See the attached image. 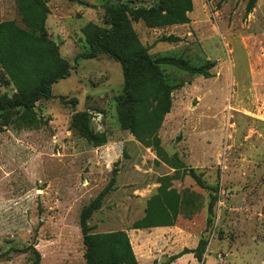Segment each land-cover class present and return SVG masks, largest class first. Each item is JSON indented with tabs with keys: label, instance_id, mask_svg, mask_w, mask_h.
Segmentation results:
<instances>
[{
	"label": "rangeland",
	"instance_id": "rangeland-1",
	"mask_svg": "<svg viewBox=\"0 0 264 264\" xmlns=\"http://www.w3.org/2000/svg\"><path fill=\"white\" fill-rule=\"evenodd\" d=\"M47 1L50 38L75 69L54 85L52 99L37 104L38 129L20 126L17 112L0 118V264H32V246L41 254V264H86L82 210L110 187L90 225L97 233L131 229L145 216L159 179L175 172L121 129L116 104L124 88L121 65L103 55L76 61L90 53L82 29L89 23L103 26L104 5L113 0ZM193 1L206 51L216 62L214 78L205 81L161 67L175 87V122L183 123L166 129L164 148L171 146L188 169L193 161L206 185L202 189L190 176L173 182L178 191L190 189L204 198L200 213L190 219L181 216L176 224L188 232L186 245L197 249L202 239L209 244L203 263L185 258L177 264H264V0H254L250 14L251 0ZM6 21L24 26L14 0H0V23ZM134 28L141 37L148 35L142 22ZM171 35L161 30L147 42H154L155 57H185L189 52L187 36L175 44L160 41ZM6 80L0 71V97L7 90L14 94ZM75 100L78 112H90L95 132L110 133L104 147L94 149L71 131ZM206 112L222 113L226 123L214 150L222 163L211 167H202L201 155L187 144L189 115ZM208 134L217 139L216 128ZM205 144L215 148L211 140ZM212 196L217 202L208 223Z\"/></svg>",
	"mask_w": 264,
	"mask_h": 264
},
{
	"label": "trees",
	"instance_id": "trees-1",
	"mask_svg": "<svg viewBox=\"0 0 264 264\" xmlns=\"http://www.w3.org/2000/svg\"><path fill=\"white\" fill-rule=\"evenodd\" d=\"M24 26L16 21L0 23V71L5 76L7 90L0 97V118L9 112H17L19 125L38 129L41 123L36 116L37 104L53 98V87L71 77L74 67L62 57L60 47L51 38L47 22L51 9L47 0H14ZM81 3V0H69ZM130 0H113L104 5V25L89 23L82 29L89 54H81V59L94 60L100 56L118 62L123 71L124 88L116 98L117 116L121 129L128 132L145 149L156 153L158 163L174 170L173 176L161 177L157 193L147 201L145 216L131 228L150 230L174 227L181 216L188 219L204 209V198L190 189L178 191L173 182L190 176L202 189L204 181L196 171L187 168L178 156L170 158L162 146L160 131L166 117L174 106L175 87L169 84L161 67H172L189 76L212 79L216 64L207 62L195 65L191 61L176 56L153 57L134 28V23L142 22L146 28L161 30L171 26L190 24L189 15L194 12L192 0H158L151 9L135 8ZM254 0L247 7L253 10ZM163 43L175 44L180 38L169 36L160 39ZM64 102V98H61ZM74 112L70 129L85 139L94 149L109 143L108 131L95 132L89 111L78 112V101L72 102ZM114 182V181H112ZM112 184V183H111ZM110 191L106 188L80 214V229L85 248L86 264H138L130 238L126 231L97 233L90 225L93 215L98 212L104 198ZM213 192H218L214 190ZM217 197L212 196L208 205V223L212 222ZM208 241L202 239L197 249H185L171 258V262L187 254H193L203 263ZM32 264H41V254L32 246Z\"/></svg>",
	"mask_w": 264,
	"mask_h": 264
},
{
	"label": "crops",
	"instance_id": "crops-1",
	"mask_svg": "<svg viewBox=\"0 0 264 264\" xmlns=\"http://www.w3.org/2000/svg\"><path fill=\"white\" fill-rule=\"evenodd\" d=\"M137 0H134L136 2ZM193 1V0H192ZM194 3V1H193ZM195 13V5H194V12L189 15L191 20L190 24L181 25V26H171L165 29L166 31L173 32V36L177 38H182L183 35L187 36V41L190 45L189 52L186 54L185 59L191 61L195 65H204L207 62L215 63L213 56L210 55L209 51H206V37L203 36L201 21L200 18L194 17ZM148 31V35L143 38L140 35V39L142 43L147 46L150 50V54L155 58L152 45L153 43L147 44L149 40L154 39V34H157L161 30H152L146 28ZM139 34V33H138ZM172 36V35H171ZM169 37V36H167ZM198 42L200 47H196L197 45H193L191 42ZM182 57V56H179ZM216 67V66H215ZM213 74V73H212ZM214 75V74H213ZM192 78H203L205 81H209L211 79H205L202 76H191ZM213 79V78H212ZM211 89V88H210ZM210 89H207L208 92ZM203 91V95L206 94ZM174 106L172 112L166 117L163 127L160 131V138L162 140V146L164 147L165 144V132L166 129L170 127L171 131L177 128L178 124L182 126V121L175 122L178 119V115L174 113ZM219 120V117H221ZM189 120L187 121L186 129L188 133L187 144H189L190 150L193 154L199 153L201 155V160L199 161L206 166L218 165L222 163L220 159L216 158V152L219 145L221 144L222 138L224 133H226V123L225 118L223 117L222 113H192L189 115ZM219 120L217 123L216 120ZM243 119V118H242ZM174 120V124L171 121ZM213 128H216L217 131V139H213L209 136L208 132ZM211 140L214 142L215 148L209 149L210 145H206L205 142ZM196 143V145H195ZM197 143L199 145H197ZM179 152V151H178ZM213 157L214 159H211ZM216 160V161H214ZM194 162L192 161L190 165H192V169L197 168ZM198 169V168H197ZM159 188V187H158ZM121 231H126L133 248V251L136 255L138 264H160V260L164 257H168L169 261L167 264H177L179 261H182L185 258L192 259L194 262L196 261L193 254H187L183 257L171 262V258L181 254L185 249L194 250L195 247H189L186 242L185 235L188 232L182 230L179 226L174 227H165V228H155L150 230H132V229H121ZM83 240V238H82ZM156 252H159L156 254ZM192 261H189L190 264Z\"/></svg>",
	"mask_w": 264,
	"mask_h": 264
},
{
	"label": "built area",
	"instance_id": "built-area-1",
	"mask_svg": "<svg viewBox=\"0 0 264 264\" xmlns=\"http://www.w3.org/2000/svg\"><path fill=\"white\" fill-rule=\"evenodd\" d=\"M158 3V0H137L135 2V8L143 7L145 9H151Z\"/></svg>",
	"mask_w": 264,
	"mask_h": 264
},
{
	"label": "water",
	"instance_id": "water-1",
	"mask_svg": "<svg viewBox=\"0 0 264 264\" xmlns=\"http://www.w3.org/2000/svg\"><path fill=\"white\" fill-rule=\"evenodd\" d=\"M11 93H14L13 91H11ZM166 153L169 155V157L173 158L175 156V151L173 150V148L171 146L167 147L166 149ZM169 261V258L168 257H164V260L161 259L160 260V264H167Z\"/></svg>",
	"mask_w": 264,
	"mask_h": 264
}]
</instances>
